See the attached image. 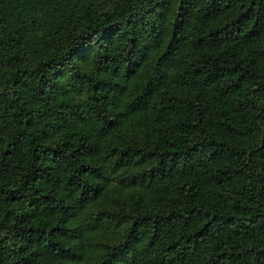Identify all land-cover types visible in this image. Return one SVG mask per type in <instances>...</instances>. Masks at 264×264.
I'll return each mask as SVG.
<instances>
[{"label": "trees", "instance_id": "obj_1", "mask_svg": "<svg viewBox=\"0 0 264 264\" xmlns=\"http://www.w3.org/2000/svg\"><path fill=\"white\" fill-rule=\"evenodd\" d=\"M0 264H264V0H0Z\"/></svg>", "mask_w": 264, "mask_h": 264}]
</instances>
